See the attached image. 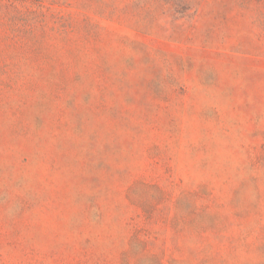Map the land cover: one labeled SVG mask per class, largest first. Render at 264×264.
Instances as JSON below:
<instances>
[{
    "label": "rangeland",
    "instance_id": "obj_1",
    "mask_svg": "<svg viewBox=\"0 0 264 264\" xmlns=\"http://www.w3.org/2000/svg\"><path fill=\"white\" fill-rule=\"evenodd\" d=\"M0 264H264V0H0Z\"/></svg>",
    "mask_w": 264,
    "mask_h": 264
}]
</instances>
